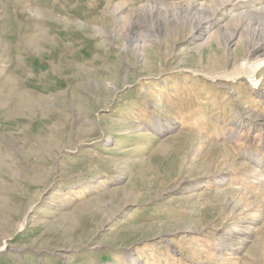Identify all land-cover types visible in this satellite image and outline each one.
Masks as SVG:
<instances>
[{"label":"rangeland","instance_id":"obj_1","mask_svg":"<svg viewBox=\"0 0 264 264\" xmlns=\"http://www.w3.org/2000/svg\"><path fill=\"white\" fill-rule=\"evenodd\" d=\"M181 1L0 0V264H264V0Z\"/></svg>","mask_w":264,"mask_h":264},{"label":"bare ground","instance_id":"obj_2","mask_svg":"<svg viewBox=\"0 0 264 264\" xmlns=\"http://www.w3.org/2000/svg\"><path fill=\"white\" fill-rule=\"evenodd\" d=\"M240 2L242 1H251V0H238ZM233 2H237V0H211L209 1L208 4H197L196 0H183L181 1V5L177 6V8H173V12L168 13L167 10L165 9L164 12V19L168 16L169 14L171 15V19L175 20H191L194 23V31L195 33L199 32L197 36H199L201 33H203L204 29L208 27L209 22H212L215 19V16H217L220 12H228L230 11L229 9L230 6H232ZM209 5V12L208 15L205 17H202V15H198V10H196V7L201 8L202 6L207 7ZM122 7V6H121ZM118 10V9H117ZM149 12L155 13L153 9L147 10ZM150 14V15H151ZM163 15V14H160ZM151 19V18H150ZM252 27L258 28V27H263L258 30H253L250 32V35L246 37L247 39V45L249 46V51L256 49V47L264 41V12L261 15H241V17L238 18L237 21V27ZM151 36V35H150ZM149 36V37H150ZM145 37H148L145 35ZM227 47V46H226ZM260 53V52H259ZM257 57H260L258 55ZM264 60V59H263ZM250 59L248 58L246 63H249ZM258 61V60H257ZM256 61V62H257ZM253 64V63H252Z\"/></svg>","mask_w":264,"mask_h":264}]
</instances>
